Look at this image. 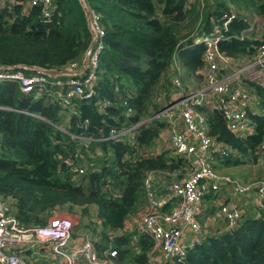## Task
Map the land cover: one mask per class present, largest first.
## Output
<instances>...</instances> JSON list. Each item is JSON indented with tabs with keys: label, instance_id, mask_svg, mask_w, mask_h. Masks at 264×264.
Masks as SVG:
<instances>
[{
	"label": "trees",
	"instance_id": "obj_1",
	"mask_svg": "<svg viewBox=\"0 0 264 264\" xmlns=\"http://www.w3.org/2000/svg\"><path fill=\"white\" fill-rule=\"evenodd\" d=\"M26 1L3 0L0 7V66L24 65L21 70L30 75L36 71L28 66L63 70L72 63L79 65L92 41L80 0H52L49 17H43L37 6L27 7ZM208 1L201 5L200 0H83L98 16L104 32L95 91L89 99L72 98L63 106L45 88L36 86L23 93L16 82L0 81V199L11 202L10 211L23 226L43 224L37 212L46 208L58 206L71 213L80 208L82 219L91 216L90 208L95 207V221L112 232L146 204L148 171L171 172L185 165L178 156L145 155L163 127L160 120L138 125L131 139L129 134L122 139L100 138L138 124L149 110L151 96L167 85L172 90L168 68L177 48L184 73L193 74L202 66L204 46L193 44V37L212 33L224 15H231L228 2L240 0H215L213 7H206ZM246 2L264 17V0ZM190 17L203 22L187 35L182 33L183 23ZM249 27L244 17L234 15L224 32L232 37L220 41V49L229 57L254 52L258 40L239 39ZM171 90L168 87L169 98ZM200 110L206 113L208 134L217 143L236 150L247 161L255 157L254 150L264 137V112L255 118L251 135L236 137L226 129L219 112ZM71 135L92 141L85 146ZM240 162H244L240 157L228 155L215 167ZM92 221L84 227L90 228ZM105 233L100 234L98 249L103 247ZM130 239V234L125 238L116 234L117 247ZM136 242L140 250L125 245L120 251L123 259L147 264L152 241L141 233ZM166 264H264V217H244L235 229L206 235L184 257Z\"/></svg>",
	"mask_w": 264,
	"mask_h": 264
},
{
	"label": "built area",
	"instance_id": "obj_2",
	"mask_svg": "<svg viewBox=\"0 0 264 264\" xmlns=\"http://www.w3.org/2000/svg\"><path fill=\"white\" fill-rule=\"evenodd\" d=\"M7 1L11 4L16 2ZM0 3L2 6L3 0ZM51 3L52 0H27L26 6H37L43 17H49ZM86 10L93 45L88 47L83 57L86 58L84 65L83 59L79 65L72 63L63 69L71 73L66 74L69 76L67 79L55 77L53 80L52 76L35 69L36 74H25L21 70L26 67L24 65L0 66V81L18 83L23 93H29L36 86L45 88L63 106L69 105L72 98H91L97 81L98 56L103 48L104 32L95 12ZM232 18V15H224L220 26H215L212 33L193 37V44L202 43L204 46L202 66L193 73L197 77L195 79H202V83L194 89H187L182 81L183 67L179 58L173 55L171 81L176 95L160 114L165 118L162 122L169 127L168 146L185 165L182 172L149 171L145 175L146 211L140 217L138 229L152 241L148 253L150 264L182 258L188 248L209 235L200 218L202 201L225 187L233 197L221 203L212 214L224 224V232L235 229L244 218L239 205L242 195L254 192L264 212V180L241 183L215 167L220 159L229 155L230 150L208 134L206 113L200 110L204 107L219 112L226 129L236 137L251 135L256 128L255 118L264 112V105L260 107L258 104L257 91L258 88L264 90V24L259 27L261 33L255 39L259 44L255 45L254 52L229 57L220 49L219 43L232 37L224 35ZM251 28L243 30L239 39L248 37L246 33ZM53 88L66 89L60 95ZM128 130H111L109 136L100 139L122 138ZM71 136L81 139L85 146L92 141L91 137ZM259 147L260 150L254 153L257 164L264 162V137ZM78 171L82 173L83 168ZM158 176L164 179L163 186L158 184ZM168 204H172L170 210H166ZM73 226L71 217L56 215L46 225L25 228L12 214L7 201L0 199V264H27L23 256L31 248H46L48 264H99L87 232H81L74 239ZM110 250L108 262L100 264H115L117 251Z\"/></svg>",
	"mask_w": 264,
	"mask_h": 264
},
{
	"label": "rangeland",
	"instance_id": "obj_3",
	"mask_svg": "<svg viewBox=\"0 0 264 264\" xmlns=\"http://www.w3.org/2000/svg\"><path fill=\"white\" fill-rule=\"evenodd\" d=\"M200 1H201V5H202L203 0H200ZM214 4H215V0H209L206 4V7H209V6L213 7ZM26 5H27V1H26ZM252 6H254V5L251 4L250 2H246V0L236 1L235 3L228 2L230 14L232 16L240 15V16L244 17L247 24H249V26L252 27L249 30V32L246 33L248 38L256 39L259 37V35L261 33L259 27L261 25H263L261 22H264V19H263L264 17L257 15L256 10ZM0 7H1V5H0ZM193 19H194V17H190L189 19H186L184 21L182 33H187V35H188V34L192 33L193 31L195 32L203 22L201 20V18H199L198 20H193ZM87 49H86V51H87ZM86 51H85V53H86ZM178 53H179V50L177 48L174 51L173 55H175V57L176 56L178 57ZM171 63H172V60H171ZM173 63L168 68L170 84L172 82L171 77L174 73ZM35 67H37V66H35ZM31 69H33V68H31ZM50 78L52 80L55 79L54 76H52ZM195 78H197V77L193 76V74H190L188 72L182 73V81L187 86V89H194L198 84L200 85L202 83V79H195ZM65 79H67V78H65ZM172 79H174V78H172ZM18 87H19V85H18ZM168 87H169V90H171V86L167 85L163 89H160V91L159 90L156 91L151 96V104H149V106H148L149 110L145 114L143 120L141 121L142 123L143 122L152 123L153 121H156V120H160L162 122V120L165 119L164 117H162L163 115L160 114V112L166 106L169 105V102L172 101V99L176 95V93H174V87L172 86L173 88L171 90L170 98H169L168 97ZM54 89H56V91L60 92V95H62V94H64V91L66 88H61V89L53 88V90ZM262 91L263 92L258 95V100H259L258 104L260 107H262V105H264V90H262ZM55 98L58 99L57 97H55ZM156 116H157V118H155ZM137 127H138L137 124H135L134 126H132V130H131V127L128 128L129 130L127 131L126 135L129 134L128 136L130 137V139L132 137H134L135 129ZM168 135H169V127H168V124L165 122V123H163V127L158 131L157 136L154 138L155 141H154L153 146H151V148L149 147V148L144 150L145 155H147V156L151 155L152 157H154V156H157L159 154L166 153L168 155V157H173L172 155H174V153L170 149V147L168 146V143H167L168 142ZM259 150H260V147H259V145H257V147L254 150V153H255V151H259ZM235 156L240 157V160L244 161V162H242V163L240 162L238 164L228 165V166H224L223 164H221L220 165V172L221 173H225L227 175H230L233 179H235L241 183H251L254 181L261 180V179L264 180V162L258 165L255 162L256 160H254V157L251 161H247V159H246L247 157H245L241 154H235ZM83 159L85 160V158H83ZM218 165H219V162L217 163V166ZM182 170L183 169L181 168L180 170H176L175 172L176 173L179 171L182 172ZM115 190L118 192L117 188H115ZM112 198L114 200V197H111V199ZM206 199L207 198L205 197L202 202L207 203V205H208L209 201ZM7 203L11 204L10 201L9 202L7 201ZM9 207H10V205H9ZM79 209L80 208H75L71 213V212H67L65 208L62 209L58 206L50 208V209L46 208L42 211L37 212V217L41 219L43 224L35 225V226L30 225V226H27V227L24 226V227L25 228H32V227L46 225L50 221V219H52L56 215L63 216V217H71L73 219V222H74V226H73L74 239L79 237L81 232H87L86 235L89 236L90 241L92 240V244L94 247L93 250L95 251V253L99 257V260H100L99 264L102 262H108V260H109L108 252L111 251L110 250L111 248L116 249V251H117V257H116V260L114 259V261H116L120 264H129V263H125V261L123 259L122 252H120V251L125 248V245L128 249L132 250V248H133V250L137 251V252L140 250V246L139 245L137 246V242H136L137 236L139 235V233L136 230L134 224H135L136 219L138 217H140L143 213H145L144 205L142 207H140V209H139L140 211L134 213V215L127 216V218L123 222L122 228H119L117 230H111L112 232H107V229L104 231L103 226L101 225L100 221H98V220L95 221L96 220L95 219V217H96V208L95 207L90 208V215L91 216L84 217V218H86L85 220H84V218L79 219V217L81 216ZM81 217H83V216H81ZM92 217H93V219H92ZM262 217H264V216H260L259 218H262ZM91 221H92V224L90 225V228H85L84 227V225H86L85 223H91ZM219 222H221V221H219ZM221 224H223V223H221ZM223 226H224V224L221 225V227H223ZM84 228L87 229V231H85ZM118 231H119L118 237L122 236L124 234V238H125L126 234H130L131 239L128 243H123V241H121V243L117 247L118 241H115V237H116V233ZM104 232H106L105 233V237H106L105 240L106 241L105 240L102 241L103 247L101 249L100 248L98 249L97 245L100 244L101 239H102V237H100V234H103ZM99 247H100V245H99ZM108 247H110V248L108 249ZM108 250H110V251H108ZM106 255H107V258H106ZM128 255H129V253H128ZM47 256H48V251L46 248H43V249L41 248L38 250H36V248H31L29 251H27L24 254L23 257L27 261V264H48Z\"/></svg>",
	"mask_w": 264,
	"mask_h": 264
},
{
	"label": "crops",
	"instance_id": "obj_4",
	"mask_svg": "<svg viewBox=\"0 0 264 264\" xmlns=\"http://www.w3.org/2000/svg\"><path fill=\"white\" fill-rule=\"evenodd\" d=\"M116 139H122V138H116ZM221 145H223L227 150H230L229 155L234 156L235 154H237L236 150H234V149H232V148H230L224 144H221ZM218 170L220 171V169H218ZM223 174H225V173H223ZM157 178L159 181L158 184L163 186L165 184L164 179L160 178V176H158ZM155 184L156 183L154 182L153 187ZM232 197H233V193L229 192L228 188H226V187L223 190H221L219 193L210 194V195L206 196V198H207L206 200L209 201V204L207 205V203H203L200 218L205 223V229L207 230L209 235L218 234V233L220 234V233L224 232V226L221 227V225H223V224H221L222 222H219L218 220H216L212 216V214L215 211V209H217L219 207V205L221 203L226 202L228 199H231ZM240 199L241 200L239 202V205L243 211V215L245 218H247L249 216L250 217L264 216V212L259 207V201H258L257 195L254 192H251L250 194L242 195L240 197ZM145 203H146V201H145ZM170 205L172 206V204H170ZM144 208L146 211V204L144 205ZM168 209L170 210V208H168ZM140 217H138L136 219L135 224H134V226H135V228L139 234L142 233L138 229ZM116 234L119 235V231ZM148 262L149 261L147 258V264H150ZM166 263H168V262H166ZM166 263H159V264H166ZM115 264H120V263L115 261Z\"/></svg>",
	"mask_w": 264,
	"mask_h": 264
},
{
	"label": "water",
	"instance_id": "obj_5",
	"mask_svg": "<svg viewBox=\"0 0 264 264\" xmlns=\"http://www.w3.org/2000/svg\"><path fill=\"white\" fill-rule=\"evenodd\" d=\"M81 4L83 5L84 7V10H85V13H86V16L88 17V12L86 10V7L84 5V2L83 0H80ZM93 45V41H91L90 43V47ZM86 63V58L83 59V65ZM29 68H33L41 73H44L46 75H49V76H61V75H65V74H71V73H67V71L65 70H47V69H42V68H39V67H35V66H28Z\"/></svg>",
	"mask_w": 264,
	"mask_h": 264
}]
</instances>
